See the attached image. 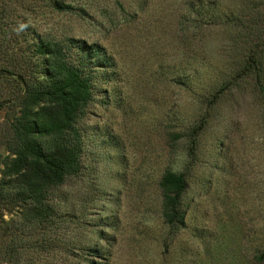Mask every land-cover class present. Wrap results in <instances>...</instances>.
I'll list each match as a JSON object with an SVG mask.
<instances>
[{
    "label": "rangeland",
    "instance_id": "374dc122",
    "mask_svg": "<svg viewBox=\"0 0 264 264\" xmlns=\"http://www.w3.org/2000/svg\"><path fill=\"white\" fill-rule=\"evenodd\" d=\"M65 1L78 9L55 11L44 0L0 2V65H9L11 55H31L38 33L98 41L113 55L111 97L92 105L83 121L86 162L93 168L88 175L101 188L87 203L84 185L79 193L78 184L72 186L77 205L87 204V221L113 238L100 242L113 245L111 264H258L256 249L264 247V78L245 74L217 102L208 101L210 88L232 83L248 56L264 67V3ZM183 75H191L193 88L180 82ZM14 89L0 76L1 99ZM204 121L190 157L188 132ZM10 134L5 107L0 176ZM166 169L184 172L188 181L186 226L175 238L161 213L159 182ZM90 228L83 229L88 237ZM71 230L80 228L71 224ZM27 234L17 212L4 214L0 207V264H13L4 248L21 245Z\"/></svg>",
    "mask_w": 264,
    "mask_h": 264
},
{
    "label": "trees",
    "instance_id": "16d2710c",
    "mask_svg": "<svg viewBox=\"0 0 264 264\" xmlns=\"http://www.w3.org/2000/svg\"><path fill=\"white\" fill-rule=\"evenodd\" d=\"M44 1L55 11L78 9L65 0ZM247 2L249 7H257L264 0ZM204 14L202 10L198 13L200 17ZM31 48V55H11L9 65H0V76L15 86L11 96L0 98V111L7 108L11 130L6 154L1 158L0 207L4 214L15 210L28 231L27 238L21 236V245H6L4 253L13 264H111L109 246L113 245L100 242L111 243L113 238L101 224L87 221V204L77 205L72 186L77 183L79 193L84 185L87 203L101 188L97 177L88 175L93 168L86 162L83 121L92 105L110 99L116 61L102 43L69 34L38 33ZM255 54L259 57L258 51ZM248 60L250 63L231 77L232 83L224 81L210 88L208 103L217 102L226 87L245 74L263 80V61L252 55ZM180 82L187 89L194 86L191 75H183ZM204 128L205 121L188 132L190 157L196 154ZM159 188L162 218L168 234L175 238L186 226L190 207L185 200V173L166 169ZM71 224L80 230L73 234ZM88 226L92 231L89 237L83 232ZM206 252H210V245ZM255 256L258 264L264 263V247L257 248Z\"/></svg>",
    "mask_w": 264,
    "mask_h": 264
}]
</instances>
